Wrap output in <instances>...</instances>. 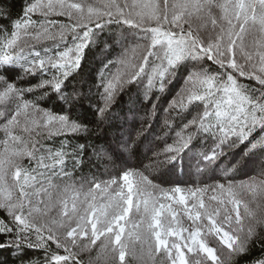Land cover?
Masks as SVG:
<instances>
[{"label": "snow or ice", "instance_id": "1", "mask_svg": "<svg viewBox=\"0 0 264 264\" xmlns=\"http://www.w3.org/2000/svg\"><path fill=\"white\" fill-rule=\"evenodd\" d=\"M131 85L151 101L140 127L115 148L95 143ZM53 96L59 108L41 106ZM84 100L95 123L75 112ZM146 134L138 166L123 154ZM94 161L107 179H74ZM0 253V264H264V0H29L15 17L0 0Z\"/></svg>", "mask_w": 264, "mask_h": 264}, {"label": "trees", "instance_id": "2", "mask_svg": "<svg viewBox=\"0 0 264 264\" xmlns=\"http://www.w3.org/2000/svg\"><path fill=\"white\" fill-rule=\"evenodd\" d=\"M7 4H9L12 8L13 15L15 17L16 14L21 13L22 8L29 2V0H6ZM60 19H64L61 17ZM102 45L98 46L94 49L90 54L88 60L82 66L81 75L83 80L87 82L84 85V90L87 91V88L95 82L96 73L101 66L102 56L99 53V48ZM118 50V49H117ZM130 58L134 61L136 59V55L129 53ZM109 58H111L109 56ZM179 81L173 83V85L169 86V91L166 95L161 97V101L166 103L168 99L171 98V95L174 93L176 87H178ZM42 107H53L59 108L61 106V102L56 100L55 97L50 101L42 102ZM151 107V101H145L142 91L139 87L135 85L129 86L124 92H122L117 98L116 102L113 104L111 109V115L109 117V123L104 126L103 132L99 133L97 137H94V142L102 145H109L113 148L116 147V140L119 138L125 137L128 133H132L134 135V129L140 127L141 120L144 119V113L147 108ZM76 114L83 119L85 122L95 123V115L94 109L91 107L90 103L87 100L82 101L75 109ZM158 116L161 117L162 122V114L157 113ZM158 128V124L154 126V130ZM62 139V138H58ZM153 140L152 136H148L146 134L145 137H141L140 142L137 147L133 149V153L129 156L127 153L123 154L126 159H129L131 163L137 164L141 166L139 163L143 160L144 163H148L146 155H151V151L148 150L149 142ZM81 142L83 140L81 139ZM171 142V141H169ZM58 143V141H57ZM163 145L161 144V147ZM107 170H111V166L107 165L106 162L103 161H94L93 165L86 166L82 169H78L74 174V179H78L82 175H90L92 173L100 176L103 179H107L108 176L105 175ZM167 170L165 169L164 172ZM254 173H249L252 175ZM162 179H167L164 176V173L161 174ZM153 178V177H150ZM245 178V177H238ZM70 182V181H69ZM155 182L159 183V180ZM129 218H131V213L129 214ZM129 227H131L129 225ZM259 250L255 249L252 255L248 259H254L258 256ZM95 256V251L92 253ZM7 253H0V259H7ZM87 255H85V260H87ZM239 264H246L244 259L239 261Z\"/></svg>", "mask_w": 264, "mask_h": 264}, {"label": "rangeland", "instance_id": "3", "mask_svg": "<svg viewBox=\"0 0 264 264\" xmlns=\"http://www.w3.org/2000/svg\"><path fill=\"white\" fill-rule=\"evenodd\" d=\"M87 84V83H86Z\"/></svg>", "mask_w": 264, "mask_h": 264}]
</instances>
